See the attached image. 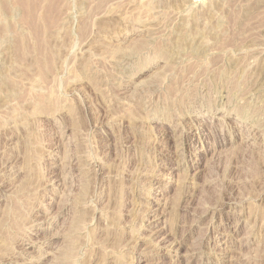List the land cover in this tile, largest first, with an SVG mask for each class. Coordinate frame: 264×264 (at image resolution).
<instances>
[{
  "label": "rangeland",
  "instance_id": "rangeland-1",
  "mask_svg": "<svg viewBox=\"0 0 264 264\" xmlns=\"http://www.w3.org/2000/svg\"><path fill=\"white\" fill-rule=\"evenodd\" d=\"M0 264H264V0H0Z\"/></svg>",
  "mask_w": 264,
  "mask_h": 264
}]
</instances>
